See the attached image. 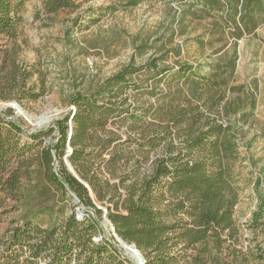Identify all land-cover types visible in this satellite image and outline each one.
<instances>
[{"label":"trees","instance_id":"obj_1","mask_svg":"<svg viewBox=\"0 0 264 264\" xmlns=\"http://www.w3.org/2000/svg\"><path fill=\"white\" fill-rule=\"evenodd\" d=\"M23 1L0 0V39L10 45L2 52L9 58L5 75L14 96L34 100L42 88L27 86L33 72L22 71L18 60ZM83 1L40 0L37 15L73 11ZM141 1L119 0L100 11ZM165 1L175 5L172 23L180 34H187V26L199 30L188 40L202 57L163 64L154 56L127 63L71 93L72 108L57 121V170L50 144L41 139L51 131L26 134L23 124L0 116V205L10 199L18 209L0 236V264H131L99 235L96 218L104 214L117 235L137 247L144 264H223L216 253L237 231L239 140L256 102L253 91L233 83L237 41L264 23V0ZM179 47L172 48L176 55ZM23 134L31 142L22 141ZM66 144L78 178L62 160ZM58 176L96 218L87 210L77 216L81 208ZM261 179L255 177L254 186ZM49 185L71 196L75 205L59 220L52 218L50 205L32 204ZM257 199L252 221L264 227V195ZM96 203L105 205L106 212ZM43 216L46 223L38 221Z\"/></svg>","mask_w":264,"mask_h":264},{"label":"rangeland","instance_id":"obj_2","mask_svg":"<svg viewBox=\"0 0 264 264\" xmlns=\"http://www.w3.org/2000/svg\"><path fill=\"white\" fill-rule=\"evenodd\" d=\"M111 3H119V0H85L73 11L45 16L42 13L37 15L40 0H24L18 36L19 66L22 71L33 72L27 86L34 83V89L38 91L42 88V93L34 100H19L14 96L15 90L11 89L10 80L5 75L10 69L9 58L2 52L5 47L10 49V45H3L5 39H0V101L18 102L26 114L40 116L38 124L49 117V125L61 120L64 117L61 114L66 115L72 108L68 104L71 93L102 81L127 63L141 64L154 56L160 57L163 64H172L175 60L194 61L202 57L196 43L188 40L199 30L194 32L193 26H187V34L182 35L172 23L173 3L143 0L133 7H118L113 12L100 11ZM177 47L178 55L172 50ZM237 51L233 83L253 91L256 102L252 117L243 124L245 134L238 146L239 162L236 167L242 189L233 211L237 231L234 239H226L222 252L216 255L223 264H264V227L252 221V214L258 206L257 195H264V23L255 34L244 35L237 41ZM204 52L207 55L210 50ZM145 99L142 97L140 101ZM9 109L11 112H8ZM55 109L62 112L55 114ZM15 111L8 107L0 114L14 117ZM16 120L27 131L36 127V123L23 114ZM124 129L122 125L119 132ZM49 131L50 134L41 137L42 144L48 145L45 143L48 139L55 140L53 128L41 129L44 133ZM22 137V141H30L29 135L23 134ZM70 150L66 144L62 160ZM58 167L59 160L55 170ZM258 175L262 177L261 182L254 186ZM35 183L33 179L30 185ZM66 197L49 185L44 197L32 204L44 202L50 205L54 210L52 218L59 220L71 206L75 207L71 196ZM96 204L105 210V205ZM15 205L10 199H5L0 205V236L18 216ZM46 220L47 216L38 219L40 223H46ZM99 235L108 240L101 228Z\"/></svg>","mask_w":264,"mask_h":264},{"label":"water","instance_id":"obj_3","mask_svg":"<svg viewBox=\"0 0 264 264\" xmlns=\"http://www.w3.org/2000/svg\"><path fill=\"white\" fill-rule=\"evenodd\" d=\"M13 103H14V105H16V107H17L16 111L14 112V113H15V116H14V117H7V116H5L4 114H0V116H2L5 120H13V121L17 122L16 117H19L21 114L25 115V116L28 117V118H31L32 121H33V123H37V121L40 119V116H37V115L31 116V115H29V114H26V113L22 110V108H21V106L19 105L18 102L15 101V102H13ZM11 108L15 110V107H11ZM65 110H66V109H65ZM53 112L56 114V113H61L62 111L59 110V109H55V110H53ZM63 112H64V111H63ZM42 115H44V114H42ZM63 116H65L64 113L61 114V117H63ZM20 125H21V124H20ZM69 125H70V127H69V136H70V134H71V132H72V127H71V124H70V123H69ZM21 126H22V128L24 129V132H25L26 134L34 133V132L40 131V130L42 129V127H41V128H40V127H34V128H32L31 130L27 131L26 128H25L23 125H21ZM57 127H58V126H57V122H52V123H50L49 125H47L46 128L43 127L44 129L55 128V134H56V136H57V139H55L54 141H50L49 139L46 140V143H49L50 146H51L52 155H53V159H54V161H53V163H52L53 167H55V165H56V153H55V151H54V147H53V145H54V143L56 142V140H58V138L60 137V134H59V131H58V128H57ZM67 157H68V155H65V156H64V163H65V165L67 166L68 170H69V171H70V172H71L76 178H78V176L76 175L74 169L72 168L71 164L69 163ZM54 169H55V168H54ZM58 178H59L60 181L63 182V180H62V178H61L60 176H58ZM80 181H81V180H80ZM81 182H82V181H81ZM63 183H64V182H63ZM64 186H65L66 190L68 191V193L72 196V201H73L74 203H77V204L79 205V207L81 208V211H78L77 216L80 217V216L82 215V211H83V210H87V211H89V212H90V213L96 218V216H95V211H94L92 208H89V207H88V208H85V207H83L81 201L78 199V197L76 196V194L70 189V187H69L68 185H66L65 183H64ZM96 220H97L99 226L101 227V229H103V231H104L105 234L107 235V237H108V241L111 242V243L114 245V247H115L118 251H120V252L122 253V255H124L126 258H128V257L124 254V252H126V251H128V250H134V251H136V253L139 255V258L134 259V260H131V259L128 258V259L130 260L131 264H144V261H145V260H144V257L142 256L141 252L137 249V247H136L133 243L126 242V241H124L123 239H121V238L117 235V233H116L115 230H114L113 225L110 223V221H109V219L107 218L106 214H104V215L102 216L101 219L96 218ZM107 223H109V229H108V230L105 229V225H106Z\"/></svg>","mask_w":264,"mask_h":264},{"label":"bare ground","instance_id":"obj_4","mask_svg":"<svg viewBox=\"0 0 264 264\" xmlns=\"http://www.w3.org/2000/svg\"><path fill=\"white\" fill-rule=\"evenodd\" d=\"M8 107H15V110L17 109L16 105H14L13 102H11V103H4V102H1V101H0V111L5 110V109L8 108ZM50 120H51V119H50L49 117H47L46 120H45L44 122H40L39 124L36 123L35 126H36V127H40V128H41V127L46 128ZM39 121H40V120H39ZM106 226H109V223H107V224L105 225V227H106ZM105 229H106V228H105ZM108 229H109V227H108ZM108 229H106V230H108ZM124 254H125L129 259H131V260H134V259L139 258V255H138V254L136 253V251H134V250H128V251L124 252Z\"/></svg>","mask_w":264,"mask_h":264}]
</instances>
